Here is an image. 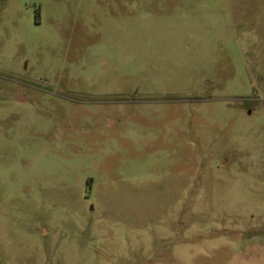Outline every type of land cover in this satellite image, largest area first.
I'll use <instances>...</instances> for the list:
<instances>
[{
  "label": "rangeland",
  "instance_id": "374dc122",
  "mask_svg": "<svg viewBox=\"0 0 264 264\" xmlns=\"http://www.w3.org/2000/svg\"><path fill=\"white\" fill-rule=\"evenodd\" d=\"M0 264H264V0H0Z\"/></svg>",
  "mask_w": 264,
  "mask_h": 264
},
{
  "label": "water",
  "instance_id": "95a60500",
  "mask_svg": "<svg viewBox=\"0 0 264 264\" xmlns=\"http://www.w3.org/2000/svg\"><path fill=\"white\" fill-rule=\"evenodd\" d=\"M18 101L20 103H31V101L28 98H26V96L24 95L22 91L19 93Z\"/></svg>",
  "mask_w": 264,
  "mask_h": 264
}]
</instances>
